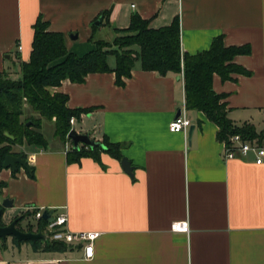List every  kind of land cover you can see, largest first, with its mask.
<instances>
[{"label": "crops", "instance_id": "obj_1", "mask_svg": "<svg viewBox=\"0 0 264 264\" xmlns=\"http://www.w3.org/2000/svg\"><path fill=\"white\" fill-rule=\"evenodd\" d=\"M135 14L156 28L179 18L183 52L208 49L220 34L226 45H250L233 58L249 73L234 72L231 79L215 73L213 89L223 93L235 124L264 131V0H0V72L21 76L39 16L83 55L98 39L124 35L118 29ZM108 60L113 66L116 56ZM124 80L119 84L115 71L91 72L84 82L65 78L53 90L68 95L69 107L86 108L73 115L71 129L118 143L134 165L132 175L105 149L95 152L99 158L70 162L68 135L45 136L46 145H14L34 176L22 165L0 170L6 181L0 201L9 197L14 204L3 214L5 223L34 209L65 212L70 230L101 232L94 254L87 258L82 242L55 240L67 248L54 250L9 236L0 240V264H264V161L256 162L253 150L224 158L219 125L199 109H188L195 124L191 139L189 129L170 130L186 101L182 73L145 69L137 60ZM179 220L189 231L172 229Z\"/></svg>", "mask_w": 264, "mask_h": 264}, {"label": "trees", "instance_id": "obj_2", "mask_svg": "<svg viewBox=\"0 0 264 264\" xmlns=\"http://www.w3.org/2000/svg\"><path fill=\"white\" fill-rule=\"evenodd\" d=\"M49 22L39 16L34 25V40L31 57L21 63V76L14 78L9 71L0 72V170L4 168L7 154H23L16 151L15 144L26 142L46 145L47 139L42 131L43 118L55 121V135L66 139L71 129L70 118L85 111L67 105L68 95L53 90L62 80L84 82L87 74L99 71H115L116 80L124 84L137 60L145 69L161 73L175 71L182 73L185 83L186 108L204 111L212 121L219 125L217 137L230 142L232 135L239 133L245 139L264 138V131H257L253 123L235 124L228 115V106L222 98L223 93L213 89V75L220 74L223 79L233 78L234 72L248 74L249 71L233 61L236 54L248 53L250 45H226L223 35L215 37L210 48L196 53L183 52L179 18L171 24L151 26V20L138 14L132 17L127 28L118 29L125 33L118 35L113 42L98 39L95 48L78 54L66 46L65 36L60 31L50 30ZM115 54L116 62L109 64V56ZM29 105L34 113L25 117V106ZM106 147H90L87 144L71 146L67 151L70 162L82 156L94 155L105 149L111 155L122 159L120 145L107 138L102 140ZM99 158V156H96ZM20 166V165H19ZM18 169V168H17ZM34 176V168L28 167ZM15 172V171H13ZM6 181L0 180V194ZM1 206V204H0ZM37 209H34V213ZM30 213V212H28ZM28 213L20 214L25 217ZM46 219L42 218L38 229L44 230ZM1 223L5 224L1 218ZM32 229L29 226L28 230ZM17 242L25 240H18ZM35 247L43 243L46 249H66L67 244L49 238L31 240Z\"/></svg>", "mask_w": 264, "mask_h": 264}, {"label": "built area", "instance_id": "obj_3", "mask_svg": "<svg viewBox=\"0 0 264 264\" xmlns=\"http://www.w3.org/2000/svg\"><path fill=\"white\" fill-rule=\"evenodd\" d=\"M181 112L169 122V128L171 131H185L187 132L191 126V120L188 117V108L185 103L182 105ZM71 123L74 121V117L70 118ZM256 152V162L261 163L264 161V141L259 143L258 141L244 139L239 133L232 135L230 142L224 141L223 156L226 159L235 158L238 155L245 156L250 151ZM44 209V208H43ZM43 209H37L34 212L35 218L40 221L42 219ZM54 220H47L44 226V230L48 233V236L54 240H63L67 243L82 242L86 249V257L90 258L94 254V240L100 235V231L89 230H70L67 226L69 217L65 212H53ZM172 229L179 231H189V225L186 220L175 221L172 224Z\"/></svg>", "mask_w": 264, "mask_h": 264}, {"label": "water", "instance_id": "obj_4", "mask_svg": "<svg viewBox=\"0 0 264 264\" xmlns=\"http://www.w3.org/2000/svg\"><path fill=\"white\" fill-rule=\"evenodd\" d=\"M101 20L97 19L96 24H100ZM72 36L77 37L76 34H72ZM181 109H179L176 113V115L180 114ZM195 128V124L192 123L189 127V138L191 139L192 132ZM68 137L72 140L73 145L75 147H79L80 143L87 144L88 146L94 148V147H106L105 143L103 141H98L90 136L88 132L81 133L77 131L75 128L70 129V132L68 133ZM4 167L11 168L13 171H16L19 165H22L26 169L29 167L28 164V158H26L23 154H7L4 158ZM121 165L124 170H126L129 174H133L134 165L131 163V161L126 157L123 156L121 159ZM0 237L3 238V240H7L9 236H15L18 240H25L29 241L36 240L40 238H47L48 233L43 231L42 229L33 230V229H22L18 226V223L24 219L21 217V215H16L13 217V220L2 224L1 218L5 212L6 209L13 207V199L9 197H4L0 201ZM54 210L49 208H44L42 213V218H45L46 220L52 221L55 217L52 216Z\"/></svg>", "mask_w": 264, "mask_h": 264}, {"label": "rangeland", "instance_id": "obj_5", "mask_svg": "<svg viewBox=\"0 0 264 264\" xmlns=\"http://www.w3.org/2000/svg\"><path fill=\"white\" fill-rule=\"evenodd\" d=\"M104 32L109 30L108 27H105L104 29ZM110 58V61H114L115 59V56L114 54L113 55H110L109 56ZM28 112H32V109L31 107L27 104L25 106V117H30L32 115H35V114H30ZM74 126L80 130L81 129V126H80V123L79 122H76L74 124ZM42 127H43V130H44V133H45V136L48 138V140L50 141L51 138L55 137V122L54 121H51L50 119H46V118H43V122H42ZM3 217V216H2ZM29 224L33 227V228H36L38 227V224H39V220L38 218H35L34 216V213L33 212H30L28 213V215H26L24 217V219H22L20 221V225L23 227V228H27L29 226ZM0 240H3L2 237H0Z\"/></svg>", "mask_w": 264, "mask_h": 264}, {"label": "flooded vegetation", "instance_id": "obj_6", "mask_svg": "<svg viewBox=\"0 0 264 264\" xmlns=\"http://www.w3.org/2000/svg\"><path fill=\"white\" fill-rule=\"evenodd\" d=\"M20 223V222H19ZM19 223H18V225H19Z\"/></svg>", "mask_w": 264, "mask_h": 264}]
</instances>
